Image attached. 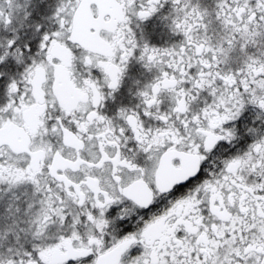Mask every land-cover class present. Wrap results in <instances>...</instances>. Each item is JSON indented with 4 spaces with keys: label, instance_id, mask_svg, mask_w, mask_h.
<instances>
[{
    "label": "snow or ice",
    "instance_id": "6c2138e0",
    "mask_svg": "<svg viewBox=\"0 0 264 264\" xmlns=\"http://www.w3.org/2000/svg\"><path fill=\"white\" fill-rule=\"evenodd\" d=\"M0 264H264V0H0Z\"/></svg>",
    "mask_w": 264,
    "mask_h": 264
}]
</instances>
